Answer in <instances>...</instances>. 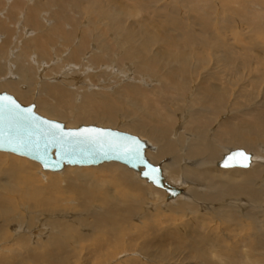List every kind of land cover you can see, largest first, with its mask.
Returning <instances> with one entry per match:
<instances>
[{"label":"bare ground","instance_id":"bare-ground-1","mask_svg":"<svg viewBox=\"0 0 264 264\" xmlns=\"http://www.w3.org/2000/svg\"><path fill=\"white\" fill-rule=\"evenodd\" d=\"M38 1L39 0H35L33 5H30V6L28 5V8L26 11L23 12L22 10L20 12L21 13L20 16L22 15L24 19V20L22 19L23 25H24V22H26V24L30 23L33 29L31 31L28 30L29 32H27V30L25 29L26 34H23L21 32L23 31L24 29L23 28L21 31H19L21 32V34H18V32H15L16 34H18L17 36L14 34V31L13 33H11V25L10 27L8 26L9 22H8L7 28L5 24L0 22V30H5L3 31V35L4 34L10 35V36L5 35V37L9 39L8 43H6L7 41H5L4 39H2L3 41H5L6 44L4 45L2 43L0 44V45H3V48L0 49V59L1 57L4 58L3 55L5 53L4 60L3 59L0 60V92L6 91L14 95V97L20 103L24 105H27V103L29 104V102L35 103L36 112L39 111L44 116L46 115L47 117H50V118L64 120L65 122L68 123L66 125L67 128H72L73 125H76L80 122L89 123L92 121H99L101 123H105V125L107 126L110 124L111 125L116 124L115 122H117L118 116L122 114L121 117H119L120 121L126 120L128 122L130 120L129 123H127L129 125L127 129L134 133H137L138 135L143 136L144 139H147V142L145 141L148 145V148L146 149V157L149 160V162L154 165H159L162 168L163 176L167 183H169L170 185L178 189H182V193L179 196L173 199H168V193L164 189L155 187L151 183H148V181L140 177L138 172L126 166L129 169V171L131 170L136 174L137 178H139L140 180H143L147 185H150V186H146V187L141 186L142 181L138 182L134 180L133 179L134 177L132 178L133 172L131 175V172L125 170L124 169L125 165L121 166L119 165L121 163L115 164L117 162H107L99 166H91V169H89L88 172H85V173L84 171L82 172V170L76 169L77 167L72 168V166L65 167L64 168L65 171L64 170L60 171V172L64 171L62 173L65 178L63 182L65 183L66 188L69 189V191L72 192L73 194V196L69 195L65 198L63 197L64 200L65 201L67 200L70 202L71 201L70 199L74 198L80 201V204L89 203L90 207H86L85 210H90V211H91L90 208H92L93 206L94 208L96 207L95 205L103 207L102 208L103 212H99V213L89 212L88 214L90 216L95 217L96 228L103 229V231H105L107 234L110 233V235L111 234L117 235L120 229V222L125 221L127 218L130 221L132 217L136 216L132 214L133 206H134L133 200L137 194H140L142 192L146 196L149 194L153 195V197H150L152 200L149 199L150 202H147L146 204V207L152 208V210L153 208L154 209L159 208V209L166 210L169 207V205L175 204L176 202V206L183 205V207L180 209L186 215V213H190V212L191 213L198 212L199 214L200 210L197 211L198 209H201V210L204 209V211L205 210L208 211L211 209L210 211H212V209L215 208L214 207L215 205H223L222 207H224V209L214 210L215 214H217L219 218L217 216H213V217L214 218L217 217L218 220L222 219L224 223L225 221H228V220L230 222V219H231L230 217H232V214H233L234 217L236 215V219H238L237 217L243 218V219L245 218L250 221V224L253 222L254 224L253 227H254L255 232L253 230L251 231L254 232L255 234H254V237H251V238H249L250 236L249 235L248 236L249 239L247 238V240H250L252 238L254 239L249 241L248 243V241H244L246 239L244 238L243 240L244 244H242L241 242L240 244L238 241L237 246L238 245L239 246L236 247V244H235V248L231 247L230 245L229 247H231V250L232 248L235 250H234V253L231 251L232 254L228 258L227 261H224L222 259H215L216 257L214 255L210 256V254L202 251V249L199 251V253H196V254H199V256L202 259H204V262H207L209 264H264V253H263L264 252V89L261 94L262 97L250 103L249 107L246 106V108L247 107L248 108L243 110L241 114L238 113V111L234 107H232L233 110H231L232 109L231 108V109H227L224 111L226 99L228 97H227L226 89H224V87H221V85L223 84L225 80V76L230 73H233L234 60L228 53H225L223 55L222 54L223 48L221 47L219 51L221 52V54L215 55L216 58H214L212 65L210 63L209 65L211 66L204 65L203 66L204 72L203 71L198 72L197 78L199 77L201 78L200 82L197 84V86L196 85L194 86V89H193L194 92L192 91L193 96L190 99V101L187 102L188 106L186 105V107L184 108V111H183V107L181 108V111H183V114H184L183 115L184 120H186L188 116H190L189 118L190 126L188 129L183 128L186 131L180 132V130L182 129V126L180 127V125L182 123L179 126L176 125V120H175L176 113L175 114L173 113V106H175L176 108L181 106L180 102L184 98L183 95L187 93L186 91L188 90L187 84H189V82H187V78H188L187 76H190L191 73L195 72V70L191 68L187 58L184 55H181V54L178 55L177 52H181V50L178 51V46L173 48V46L178 45V43L176 42V39H174L173 34L170 31V29L173 32H177L179 30L176 31V28H167V27L164 28L161 26H156L155 25L156 22L154 23L155 26L147 24L146 20L148 18L146 16H145L146 18H144L143 20H136V17L139 15V14L136 15L137 13L136 9H140L141 14L144 13V15H149L151 13L149 11L150 6H147L149 0H130L131 4L130 2L129 3L126 2L124 4L125 1L123 0H89L90 3L92 4V7L95 8L94 14H97L99 18L106 19V21H108V25L104 26L103 25L104 22H103L101 27H99L100 22L97 21L98 19H96V16H94V14H93V17H90V22L88 26L81 25L82 27L81 26L79 27L75 24L76 22L75 18H73V15H71L70 12L68 13V9L72 12V14H75V17H76L75 11H78V8H80V5H81L80 3L82 2V0H49L50 1L49 3H45V2L43 3L42 0H41V3H37ZM191 2H193V0ZM24 3H26V1ZM194 3L195 1L192 4ZM14 4H15L14 9H13L14 6H12L13 4L11 2H10V5L12 7H9V6H8L9 8L7 7L9 9L7 11L8 15L10 13L14 15L15 12L13 11H17L16 12L17 14L19 10L23 7L22 3H20L19 1H17ZM44 5L48 7L54 6V8L52 9L53 11L51 12V14L48 15L50 19L54 17L53 18L54 24L52 22L53 25L49 26V28H46V30L43 32V29H45V26H44V23H42V20H40L39 15L42 10L46 11L45 9H43L46 7ZM1 6H2V3L0 2V10H1ZM162 8H164V5ZM194 9H195V6H194ZM2 10H1L2 12L4 13L6 12V10H4V7L2 8ZM199 10L200 9L198 8L194 12L199 13ZM4 13H0V18H3ZM48 13H49V10H48ZM247 14H249L251 19L253 20H255L254 18L260 16L258 12H249ZM86 15L88 16V21H89V16H90L89 13ZM48 16L46 15L43 18H47ZM142 16L143 15H141V18ZM198 16L200 20L202 18V21L207 22V16L204 15V13L203 14L200 13V15ZM19 18L17 19V21L21 19ZM128 19H133L135 20V22L132 21L133 23H131L130 25L128 24L126 25V21ZM148 21H150V18L148 19ZM202 21L200 25L206 24L205 22L203 23ZM67 24L69 26H67ZM206 26H208V22ZM13 27H14V24H13ZM28 27L31 28L29 25ZM206 28L209 29V27H206ZM8 29H10V31ZM225 34H226V30H225ZM213 39L215 40V38ZM213 39L211 38L210 40H213ZM60 43L63 46H61V49H59L60 51H58L56 48L60 45ZM55 44H56L55 46L56 48H52L53 45ZM250 48H253V47H250ZM50 49H52L51 56H50ZM214 51H217V50H214ZM252 53H253V49H252ZM196 54L198 55V53ZM33 56H36V57L33 58ZM163 57L171 58V61L173 62L172 65L167 67L170 59L163 58ZM59 60L60 61L62 60V63L59 62L61 64L57 65L58 63L56 62H58ZM245 60H246V56H245ZM129 61L131 62L134 61L135 63L133 65H130L127 63ZM3 63L5 64L3 65ZM35 63L38 69L37 70L35 68V71L37 70L38 74L36 72L34 73V70H33L34 68L33 64ZM262 63L264 64V60ZM248 65L249 64L244 62L242 63L241 67H245ZM120 67H124V69L127 72L124 70L125 72L123 74L117 73V69H119ZM55 70H58V71H55ZM122 70L123 68L120 71ZM93 72H95V75L96 73H100V75L96 76V79L94 81H91L89 78L91 76H88V75L92 74ZM145 73L152 74V76H147L145 75ZM237 73L236 75H238ZM6 74H8L9 76L7 75V77H5ZM233 79H234V76H233ZM252 80H255V78ZM189 81L191 82V79H189ZM21 83L23 84L26 83L27 86H22ZM193 84H195V82ZM246 84H250V83H246ZM253 84L255 85V83ZM227 85L225 84L226 88H227ZM260 85H263V84H259V86ZM248 86L246 88H249ZM260 87H263V86H260ZM229 88L232 89L233 87L232 88L229 87ZM256 88L257 87H255V89ZM260 90H259V93H260ZM255 92H258V90L257 91L255 90ZM34 93L36 94L34 95ZM244 94L246 93L244 92ZM234 97L235 95L233 96V100H234ZM233 100L232 101L229 100V101L234 102L235 100L234 101ZM253 105L254 107H257L258 109L256 108L250 109V107ZM226 111H228V115H225V116L222 115ZM230 111H232V113ZM220 115H222V117H220ZM70 119H74L75 123H70L69 122ZM232 146L235 148L233 149L228 148ZM237 149H242L244 151L246 150L245 152L251 155L252 158H251L250 166L246 168H239V167L221 168L219 166V163L223 160L225 155L230 153V151L237 150ZM1 155H0V159L2 158ZM3 155H4L3 156L4 159L6 158L8 159V167L5 170L6 172L0 171V175L2 176V177L0 176V179L5 180L9 178L17 182L19 185H21L20 183L21 178L28 175L26 177V180L28 182H32V183L39 182L38 181L39 178H36L35 176L32 175L33 173L32 168L34 166V161H31L24 157H18V156L8 157V155H11V154L6 153V152H4ZM4 159L2 160L3 163H4ZM168 159H170V161H167ZM35 164H39V163L35 162ZM39 166L42 169L40 164ZM79 168H82V167H79ZM41 171L44 172L43 169ZM45 172H47L46 175H50L47 180V182L50 185L49 187L53 188V190H55L56 192L62 193V189L60 188L61 182L60 180H58L59 178L58 175H56L57 173H60V172H51V171H45ZM182 187H185V188H182ZM0 188H1V184H0ZM35 189L36 191H35V194L32 196V199L35 202L40 203L42 208L44 207L47 211L41 209L42 211L41 215H38V217L36 218L38 222L36 224L33 223L35 224V227L32 225H29L27 227L26 225L23 226L22 222L24 221H22V219H20V215H18L19 220H17L16 217L14 218L15 220L20 221V222H18L19 224L18 223L14 224L11 220V224H14V226H11V229L13 227L12 230L13 232H15L14 233L15 236L18 235L17 234L18 232H21L23 230L26 231V232L24 231L25 232L24 234L26 235L23 234L21 241L25 242V245L27 246L26 250L28 251L29 249L28 253L31 254V256L33 255L32 258L34 260H36V258L38 260V258L44 257L48 264H53V263L56 264L57 262L56 259H58L57 258L58 252L62 251L64 248L66 249L65 247L66 245L63 244V242L66 243V241H63V240H67V244L68 242H70L68 240H73L74 242L78 244V242L80 243V241L84 240L85 238H83L84 235L81 237V234L80 235L77 234L76 228L74 225L54 222V224L51 227L52 229H57L60 235L59 236L52 235L49 237L48 241L46 240L47 242H40L42 241L41 239L47 236L49 231L52 230L49 227L50 225L48 226V224H45L48 221L47 220L45 221L44 216L48 214H52V213L57 215L60 212L59 210H62L60 213L61 215L59 214L60 218L63 217L64 219L68 221L71 219H75L78 213H76V208L71 204H67L66 206H60L61 204L57 205L56 203H59V201L55 200V197H56L55 192H50L49 189L46 190L40 187L38 188L35 187ZM39 196H40V199H37V197ZM2 205L4 206V204L1 203L0 201L1 212L4 209L3 210L4 213H7L8 210L6 209L8 208L2 209ZM77 205L79 207V204ZM33 208H35L36 211L38 209L35 206H33ZM53 208L56 210H54ZM148 209H147V212H149ZM49 210L51 212H49ZM137 210L139 209L137 208ZM246 210H248V212L245 215L243 214L244 216H242L240 212L241 213L244 211L246 212ZM26 211L27 210H25V212ZM29 214H31V211ZM34 214H36V212ZM122 214H123V218L122 220H120V217ZM144 217H145V220L146 218L147 219L151 218L150 220H147L149 222L151 221L155 222L154 218L155 219L157 218V221H158L160 218V214L150 215L149 213ZM206 219L209 220V217L207 216ZM213 220L214 219H212V221ZM26 221L28 223V220ZM194 222L196 223V221ZM75 223L77 224V226L81 225V222H79L78 220L75 221ZM196 224H198V222ZM227 224L225 222V225ZM157 225L155 227L152 223L151 226H154L157 230ZM175 225L179 226L180 224H175ZM181 225L183 226V224ZM187 225H186V228L189 227V225L191 224H187ZM217 225H219V222ZM217 225L215 224V226ZM178 226L176 227L180 228ZM219 226L217 227L219 228ZM209 227H212V224L209 225ZM227 227L230 229V227L232 226L230 227L227 226ZM227 227L225 228L227 229ZM202 229L203 228H201V230ZM229 229H227L228 232H231L229 231ZM198 230L200 232V229ZM209 230L208 232H212L211 230L210 231ZM222 230L224 231V229ZM227 230H226V233L229 234ZM230 230L233 231L234 229H230ZM188 231H190V229ZM188 231H185V234H187ZM191 231H190L189 236L193 235ZM236 231H238L237 233L241 234L239 230L236 229L235 232ZM164 232L165 233L163 236L160 235L162 236V238H165V236L167 237L168 235L169 236L174 235L175 237L176 233H173V232H176V228L173 230V232H170V231H164ZM196 232L198 231L196 230ZM217 234L215 235L217 238L216 237L215 238L219 239L218 238L219 235ZM247 234L245 233L244 234L245 236H242L241 238L246 237ZM147 236L148 235L146 234V239L148 238L147 240H149L150 237H147ZM62 237H65V239H63ZM174 237L172 238L173 239L172 241H174ZM212 237L210 238L212 239ZM30 238L32 239V241L37 239L36 247H30L31 245L28 246V243H29L28 241L30 240ZM152 238L154 239V237ZM162 238L155 237V239L158 241L166 240ZM168 238H169L168 240L171 241L170 237ZM211 239L210 241H212ZM177 240L179 239L177 238ZM32 241H31V244H32ZM146 241L144 242L145 244H146ZM187 241L189 242V240ZM195 241L202 242V240H195ZM179 242L181 241L179 240ZM184 242L186 243L185 240ZM223 242H224L223 244H225V241ZM232 242H234V240ZM232 242H230V244ZM245 242H247V245H245L246 244ZM144 243H143L144 250L145 248H147V246L149 247L151 245L149 244V245L144 246ZM158 244L159 243H157V245ZM178 244H179V247L182 246L180 245V243ZM199 244L201 245V243ZM168 245L170 244L165 245L168 247V249L170 246L172 247V245L170 246ZM202 245H205V244L203 243ZM202 245L201 247H203V250H204L206 247ZM216 245H219V244L216 243ZM240 245L242 246L245 245L244 247L246 249L245 248L243 249V247ZM71 246H69L70 249L73 247ZM103 246L105 247V245ZM221 246L223 245L221 244ZM151 247L153 248L155 246L152 245ZM173 247H175V245ZM179 247H178V250H179ZM187 247H188V243H187ZM194 248H197L196 250H198V247L195 246ZM221 248L223 249L224 247H221ZM65 249L63 250V252H65ZM189 250L191 251L192 248ZM261 251H262V254H261ZM253 252H255L254 255H253ZM171 253H175V252L171 251ZM177 253L182 255L181 254L182 252L181 253L177 252ZM167 254L170 255V253H167ZM183 254H185L184 250H183ZM191 254L193 255V253ZM251 254L252 256H255L254 259L251 258ZM155 255H157V253L154 254L153 256ZM107 256L109 257V255ZM172 256H174V254H172ZM178 256L179 255L177 254V257ZM219 256L223 258L221 254ZM62 257L64 258V256ZM112 258L114 257L112 256ZM200 259H198L199 263L201 262ZM41 260H44V259H41ZM178 261L180 262V260ZM188 261L190 263V260ZM57 264L59 263L57 262Z\"/></svg>","mask_w":264,"mask_h":264},{"label":"rangeland","instance_id":"rangeland-1","mask_svg":"<svg viewBox=\"0 0 264 264\" xmlns=\"http://www.w3.org/2000/svg\"><path fill=\"white\" fill-rule=\"evenodd\" d=\"M0 0V2L2 3V6H1V10L2 8L4 7V10H6V12H2L0 10V13H4V16L3 18H0V22L5 24L6 25V28L10 25H11V33H13L14 31V34L18 36V34H21V32L23 34H26V30L27 32H29L28 30H33L32 27H31V24L24 22V25H23V16L21 15L20 16V12L23 10L26 11L27 8H28V5H33L34 4V1L35 0H23L24 2L26 1V3H24L22 0ZM17 1H19L20 3H22V8L19 10V12L16 14L17 11H13L15 12L14 15H11L9 14L8 15V8L9 7H13V9L15 8V4ZM47 1V2H46ZM125 1L124 4L126 2H130V0H123ZM152 1V2H151ZM162 1V3H161ZM183 1V2H182ZM188 1V2H187ZM192 0H149L148 2V5L147 6H150L149 8V11L152 13H150L149 15H144V13L141 14V10L140 9H136V15H138L136 17V20H143L144 18H150V21H148V19L146 20L147 24H150V25H155L156 26H161V27H164V28H176V31L177 32H173L171 29L170 31L172 32L173 34V37L174 39H176V42L178 43V45H174V47H177L178 46V51L181 50V52H177L178 55H184L188 62H189V65L191 66V68L193 70H195V72L191 73L190 76H187V82H189V84H187V93H185L183 96V100L180 102V105L179 107H177L178 109L173 106V113L175 114L176 113V116H175V120H176V125H180V127L182 126V129L180 130V132L182 131H186L184 130L185 128L188 129L189 128V121H190V116H188V118L186 120H184V114H183V111H184V108L186 107L187 105V102L190 101V99L192 98L193 96V92H194V86L200 82V77L197 78V75H198V72H202L204 70V65H209V63L212 65L213 63V60L215 57V55H218V54H221L220 49L221 47L223 48L222 49V54L224 55L225 53H228L232 59L234 60V64H233V73H230L228 75L225 76V80L223 82V84L221 85V87H224V89H226L227 91V99H226V104H225V107H224V111L227 110V109H231L232 107H234L238 113L241 114V112H243V110L247 109L249 106H250V103L258 100V98L260 99V97H262V92H263V89H264V64L262 63L263 60H264V0H193V2L195 1L194 4H192L193 2H191ZM226 1V2H225ZM9 2V4H8ZM10 2L13 4L12 6L10 5ZM42 2L44 3H49L50 1L49 0H42ZM8 5H7V4ZM37 3H41V0H39ZM63 3V1H62ZM153 3V4H152ZM157 5H156V4ZM160 3V4H158ZM210 3V4H209ZM69 4V3H68ZM80 8H78V11H75L76 13V17H75V14H72V12L68 9V13L70 12L71 15H73V18H75V21L80 23H76L75 21V24L77 26H81V25H89V22H90V17H93V14L95 13V8L92 7V4L90 3L89 0H82V2L80 3ZM131 4V2H130ZM187 4V5H186ZM209 4V5H208ZM4 5V6H3ZM152 5V6H151ZM164 5V8H162ZM167 5V6H166ZM229 5V6H228ZM9 6V7H8ZM46 6V5H44ZM68 6V5H66ZM89 6V7H88ZM194 6H195V9H194ZM198 6V7H197ZM6 7V9H5ZM8 7V8H7ZM46 6L45 9L46 11L42 10V14L40 12V20H42V23H44V26H45V29H43V32L46 30V28H49V26L53 25L54 24V17L50 19V17L48 16L49 14H51V12L53 11L52 9L54 8V6ZM257 7V8H256ZM82 8V9H81ZM85 8V9H83ZM197 10L198 8L200 9L199 10V13H196L193 11ZM211 8V9H210ZM259 8V9H258ZM48 10H49V13H48ZM81 10V11H80ZM84 10V11H83ZM174 10V11H173ZM164 13H163V12ZM45 12V14H44ZM80 12V13H79ZM140 12V13H138ZM162 12V14H161ZM171 14H170V13ZM186 12V13H185ZM241 12V13H240ZM249 12H258L260 14V16L254 18L255 20L251 19V17L249 16ZM48 13V14H46ZM89 13V21H88V16L86 14ZM204 13V15L207 16V22H208V26H206L207 22L206 21H202V18L200 20L199 16ZM206 13V14H205ZM16 14V15H15ZM197 14V15H196ZM3 15V14H2ZM48 16L47 18H43L44 16ZM87 17H86V16ZM92 15V16H91ZM141 15L142 18H141ZM154 15V16H152ZM156 15V16H155ZM242 15V16H241ZM244 15V16H243ZM84 16V17H83ZM94 16H96V19H98L97 21L100 22V26H102L103 22H104V26L108 25V21H106V19H102V18H99V16H97V14H94ZM146 16V17H145ZM150 16V17H149ZM159 16V17H158ZM166 16V17H164ZM239 16V17H238ZM8 17V19H7ZM14 17V18H13ZM21 19H20V18ZM157 19H156V18ZM161 17V18H160ZM181 17V18H180ZM197 17V18H196ZM20 19L17 21V19ZM209 18V20H208ZM23 19V20H22ZM47 19V20H45ZM100 19V20H99ZM156 19V20H155ZM162 19V20H161ZM197 19V20H196ZM5 20V21H4ZM51 20V21H50ZM87 20V22H86ZM154 20V21H153ZM174 20V21H173ZM180 22H178V21ZM182 20V22H181ZM263 20V21H262ZM7 21V22H6ZM22 21V22H21ZM80 21V22H79ZM84 21V22H83ZM135 22V20L133 19H128L126 21V25H130L131 23ZM201 21L206 24H203V25H200ZM8 22H9V25H8ZM53 22V24H52ZM199 22V23H198ZM262 22V23H261ZM17 23V24H16ZM19 23V25H18ZM162 23V24H161ZM177 23V24H176ZM180 23V24H179ZM184 23V24H183ZM191 23V24H190ZM194 26H193V24ZM244 23V24H243ZM13 24H14V27H13ZM16 24V26H15ZM246 24V25H245ZM8 25V26H7ZM21 25V26H20ZM28 25L31 27L29 28ZM154 25V26H155ZM181 25V26H180ZM187 25V26H185ZM190 25V26H189ZM67 26H69L67 24ZM209 27L206 28V27ZM247 26V27H246ZM260 26V27H259ZM16 27V28H15ZM18 27V29H17ZM82 27V26H81ZM193 29H192V28ZM195 27V28H194ZM15 28V29H14ZM24 28V29H23ZM28 28V29H27ZM182 28V29H181ZM217 28V29H216ZM23 29V31H21ZM26 29V30H25ZM199 29V30H198ZM10 31V29H8ZM190 32H189V31ZM225 30H226V34H225ZM230 30V32H229ZM3 31L5 30H0V44L2 43L3 45L8 43L9 42V39L7 37H5V35H9V34H4L3 35ZM21 31V32H19ZM240 31V32H239ZM15 32H18V34H16ZM182 32V33H181ZM193 32V33H192ZM210 37H209V35ZM220 33V34H219ZM194 36H193V35ZM207 34V35H206ZM14 35V36H15ZM183 37H182V36ZM198 35V36H197ZM206 35V36H205ZM219 35V36H218ZM221 35V36H220ZM260 35V36H259ZM10 36V35H9ZM24 36V35H23ZM180 36V37H179ZM185 36V38H184ZM225 36V37H224ZM192 37V38H191ZM196 37V38H195ZM218 37V38H217ZM223 37V38H222ZM195 38V40H194ZM201 38V39H200ZM213 39L215 38V40H210V39ZM220 38V39H219ZM2 39H4L5 41H7L5 43V41H3ZM7 39V40H6ZM199 41H198V40ZM190 42H189V41ZM210 40V41H209ZM188 41V42H187ZM196 41V42H195ZM218 41V42H217ZM4 42V43H3ZM186 42V43H185ZM197 43V44H196ZM210 43V45H209ZM218 43V44H217ZM220 43V44H219ZM3 45H0V49L3 48ZM195 45V46H193ZM260 45V46H259ZM55 45H53L52 48H56ZM60 46V47H59ZM56 49L58 51H60L59 49H61V43ZM190 46V48H189ZM213 46V47H212ZM199 47V48H198ZM250 47H253V48H250ZM188 48V49H187ZM256 48V49H254ZM258 48V49H257ZM211 49V50H210ZM252 49H253V53H252ZM184 50V51H183ZM214 50H217V51H214ZM257 50V51H255ZM183 51V52H182ZM192 53H191V52ZM197 51V52H196ZM199 51V52H198ZM247 51V52H246ZM52 49H50V56L52 55ZM118 52V51H117ZM218 52V53H217ZM244 52V53H242ZM65 53V52H64ZM63 53V54H64ZM198 53V55L196 54ZM252 53V54H251ZM260 53V54H259ZM262 53V54H261ZM245 54V55H244ZM256 54V55H255ZM65 55V54H64ZM63 55V56H64ZM67 55V53H66ZM250 55V57H249ZM204 56V57H203ZM243 56V57H242ZM245 56H246V60H245ZM256 56V58H255ZM262 56V57H261ZM3 57L5 58V53L3 55ZM36 56H33V58H35ZM248 57V59H247ZM4 58L1 57L0 60H4ZM53 58V57H52ZM163 58H167V59H170L169 60V63L167 65V67L171 66L172 65V61H171V58L169 57H163ZM239 58V59H238ZM253 58V59H252ZM263 58V59H262ZM244 59V61H243ZM260 59V60H259ZM193 60V61H192ZM236 60V61H235ZM241 62H240V61ZM258 60V61H257ZM243 61V62H242ZM251 61V62H250ZM261 61V62H259ZM61 62L62 63V60L56 62L58 63L57 65L61 64L59 63ZM201 64H198V63ZM246 62L247 64H249L248 66H245V67H241L242 66V63ZM34 63V62H33ZM128 64L130 65H133L135 62L134 61H129L127 62ZM203 63V64H202ZM258 63V64H257ZM262 63V64H261ZM5 63H3L4 65ZM236 64V65H235ZM241 64V65H240ZM32 65V64H31ZM195 65V66H194ZM209 65V66H211ZM235 65V66H234ZM240 65V67H239ZM259 65V66H258ZM36 66V63L33 64V70H34V73L36 72L38 74V69H37V66ZM166 67V68H167ZM196 67V68H195ZM35 68L37 69L35 71ZM123 68L122 71H120L121 69ZM255 68V69H254ZM120 69V70H119ZM119 69H117V73H120V74H123L126 70L124 69V67H120ZM201 69V70H200ZM235 69V71H234ZM262 69V70H261ZM125 70V71H124ZM199 70V71H198ZM244 70V71H243ZM248 70V71H247ZM261 70V72H260ZM55 71H58V70H55ZM238 71V73H237ZM127 72V71H126ZM204 72V71H203ZM195 73V74H194ZM197 73V74H196ZM236 73L238 75H236ZM235 74V75H234ZM8 74L5 75V77H7ZM100 75V73H96L95 75V72H93L92 74H89L88 76H91L89 77L91 81H94L96 79V76ZM145 75L147 76H152V74H148V73H145ZM195 75V76H194ZM242 75V76H241ZM246 75V76H245ZM255 75V76H254ZM9 76V75H8ZM37 76V75H36ZM233 76H234V80L233 79ZM241 76V77H240ZM244 76V77H243ZM263 78H262V77ZM195 78V79H194ZM197 78V80H196ZM245 78V79H244ZM251 78V79H250ZM255 80H252L254 79ZM189 79H191V82L189 81ZM194 79V80H193ZM249 79V80H248ZM233 80V81H232ZM242 80V81H241ZM247 80V81H246ZM195 84H193L194 82ZM244 81V82H243ZM252 81V82H251ZM227 82V83H226ZM259 82V83H258ZM35 83V82H34ZM244 83V84H243ZM246 83H250V84H246ZM255 83V85L253 84ZM257 83V84H256ZM22 86H27V84H23L21 83ZM225 84H229L227 85V88L225 86ZM244 87H243V85ZM259 84H263V85H260V86H263V87H260ZM192 85V86H191ZM234 85V86H232ZM236 85V86H235ZM249 85V86H248ZM239 86V87H238ZM249 87V88H246V87ZM252 86V87H251ZM190 89H189V88ZM229 87H233L232 89H230ZM243 87V88H242ZM255 87H257L255 89ZM36 88V87H35ZM34 88V89H35ZM246 88V89H245ZM261 88V90H260ZM230 91H229V90ZM240 90V91H239ZM255 90L258 92H255ZM259 90H260V93H259ZM193 91V92H192ZM236 91V92H235ZM243 93H242V92ZM3 92V91H1ZM35 92V91H34ZM235 92V94H234ZM244 92L246 94H244ZM248 92V93H247ZM253 92V93H252ZM252 93V94H250ZM259 93V94H258ZM36 93H34L35 95ZM189 94V95H188ZM229 94V95H228ZM235 95L234 97V100H233V96ZM249 96H248V95ZM12 95V94H11ZM14 96V95H13ZM259 96V97H258ZM189 97V99H188ZM234 102H230L232 101L231 98ZM239 97V98H238ZM228 100V101H227ZM230 100V101H229ZM241 100V102H240ZM246 101V102H245ZM238 102V103H237ZM33 103V102H32ZM234 103V104H232ZM237 103V104H236ZM244 103V104H243ZM29 104H31V102H29ZM27 103V105H29ZM35 104V103H34ZM231 104V105H230ZM236 104V105H235ZM233 105V106H232ZM235 105V106H234ZM245 105V106H244ZM188 106V105H187ZM246 106H248L246 108ZM183 107V111H181V108ZM251 108H256L258 109L257 107H254L251 106ZM177 111H176V110ZM233 110V108L231 109ZM176 111V112H175ZM40 115L44 116L41 112L37 111ZM232 113V111H230ZM234 112V111H233ZM230 114V113H229ZM122 115V114H121ZM121 115L118 116L117 118V122H115L116 124H110V125H105V123H101L99 121H92V122H89V123H85V122H80L76 125H73L72 128H77L78 126L80 125H97V126H101V127H106V128H112V129H118V130H121V131H125V132H128V133H131V134H134V135H137L138 137H140L142 140L146 141L147 142V139H144L143 136L141 135H138L137 133H134L130 130L127 129V127H129V125L127 123H129V121L127 122L126 120H122L120 121L119 117H121ZM222 115H228V111H226L225 113H223ZM222 115H220V117H222ZM44 117H47L46 115ZM179 117V118H178ZM184 120H182L181 119ZM49 119H52V120H57L62 123H64L65 125H67L68 123L65 122L64 120L62 119H54V118H50V117H47ZM180 119V120H179ZM189 119V120H188ZM183 122H182V121ZM75 120L74 119H70L69 122L70 123H75L74 122ZM178 121V123H177ZM180 121V123H179ZM105 125V126H104ZM115 125V126H113ZM185 125V126H184ZM184 128V129H183ZM173 138V137H172ZM230 149H233L235 147H228ZM246 151V150H245ZM223 152V151H222ZM253 153V152H252ZM251 153V154H252ZM2 154V155H1ZM4 152H0V155H1V159H0V171L2 172H6L5 170L7 169L8 167V159H4ZM9 156H16L17 155H8ZM221 156V155H220ZM20 157V156H18ZM4 159V163L2 162V160ZM27 159V158H26ZM167 161H170V159H168ZM115 164H119V163H115ZM121 166H124L122 164H119ZM37 167V168H36ZM74 168V167H72ZM40 169V170H39ZM67 169V168H66ZM76 169L78 170H82V172L84 171L85 172H88L89 169H91V167H82V168H79L77 167ZM124 169L129 171V169L124 166ZM42 169L40 168L39 164H35L34 162V166L32 168V175L35 176L36 178H39L38 181L39 182H35V183H32V182H28L26 180V176H24L23 178H21L20 180V183L21 185H19L17 182H15L14 180H11L9 178L3 180V179H0V184H1V188H0V201L1 203L4 204V206L2 205V209L3 208H8L6 210H8L7 213H4V209L0 210V264H48L45 260V258L41 257V258H36V260H34L32 257L33 255L31 256V254H29V249L28 251L26 250L27 246L25 245V242L24 241H21V238L23 236V234L26 232L25 230L21 231V232H18L15 236V232H13V227L11 229V226H14V224L20 222V221H17L19 220L18 218V215H20V219H22V222L23 226L26 225L29 226V225H32L35 227V224L38 222V220L36 219L38 217V215H41V209L42 210H45L47 211L44 207L42 208V206L40 205V203H37L35 202L33 199H32V196L35 194V187L38 188H44V189H49L50 185L49 183L47 182L48 178L50 175H46L47 172H43L41 171ZM65 171V170H64ZM63 171V172H64ZM31 172V171H29ZM40 172V173H39ZM63 172H60V173H57L56 175H58V180H60V188L62 189V193H59V192H56L55 190H53V188H50L49 191L50 192H55L56 194V197H55V200L59 201V203H56L57 205H60V206H66L67 204H71L73 205L75 208H76V213L77 216L75 219H71V220H66L64 219L63 217L60 218L59 214L61 213L62 210H59L57 212H59L57 215L55 214H48V215H45L44 218H45V221L47 220L48 222H46L45 224H48V226L52 229V225L54 224V222H60V223H65V224H72L75 226L76 228V232L77 234H81V237L83 236V238H85L84 240L80 241V243L78 242V244L76 242H74L73 240H68L70 242H68L67 244V240H63V241H66L63 242L64 245H66V249H65V252L60 251L58 252L57 254V262L59 264H198L199 263V260L201 257L199 256V254H196V253H199V251L202 249V251L210 254V256L214 255L216 258L215 259H222L224 261H227L228 258L231 256L232 252L234 253V250L232 248L231 250V247H234L235 248V244H236V247L237 246V242L239 241V243L241 242L242 244H244V241H251L253 240L254 238L250 239V240H247L248 236L249 238L251 237H254V224L253 222L250 224V221L247 220V219H243V218H239L237 217L238 219H236V215L234 217V215L232 214V217H230V222L229 220L228 221H225L227 225H225V222L223 223V220H218L217 219V214H215V209L216 210H219V209H224V207H222L223 205H215L212 209V211L210 210H205L204 209H196L197 211H199V214L198 212H190V213H186V215L183 213V211L180 209L183 207V205H177L176 206V202L175 204H172V205H169V207L165 210V209H159V208H156L152 210V208H147L146 207V204L147 202H150V200H152L150 197H153L152 194H149V195H145L143 192L140 193V194H137L136 197L134 198L133 200V211H132V214L136 215L135 217H130V221L128 220V218L125 220V221H122L120 222V229H119V232L117 233V235L115 234H111L110 233H106L105 231H103V229H99V228H96V224H95V217L93 216H90L88 213H99V212H103L101 206H97L95 205L96 207L94 208V206L90 210H85L86 207H90V204L89 203H81L80 204V201H78L77 199H70L71 201H65L64 198L67 197V196H73L72 192L69 191V189L66 188V185L65 183L63 182L64 181V175L62 174ZM131 172V175H132V172L133 171H129ZM83 173V174H84ZM82 174V175H83ZM40 175V176H39ZM1 176V175H0ZM38 176V177H37ZM2 177V176H1ZM134 177V178H133ZM132 178L138 182H141L142 181V185L143 187H146V186H150V185H147L143 180H140L139 178H137L136 174L133 172V176ZM138 179V180H137ZM144 182V183H143ZM36 185V186H35ZM47 185V186H46ZM152 187V186H151ZM182 188H185V187H182ZM65 193H64V192ZM68 194H67V193ZM70 192V193H69ZM59 193V194H58ZM24 194V195H23ZM142 194V195H141ZM9 195V196H8ZM140 195V196H139ZM165 195V193H164ZM3 196V198H2ZM5 197V198H4ZM64 197V198H63ZM47 198V196H46ZM144 198V199H143ZM4 199V200H3ZM6 199V200H5ZM37 199H40V196L37 197ZM150 199V200H149ZM54 200V201H55ZM61 200V201H60ZM149 200V201H148ZM5 201V202H4ZM64 201V202H63ZM142 201V202H141ZM182 201V200H180ZM146 202V203H145ZM164 202V200H163ZM179 202V201H177ZM11 203V204H9ZM51 203V202H50ZM29 204V205H28ZM79 204V207L78 205ZM145 204V205H143ZM6 205V206H5ZM140 210H137V208ZM33 206H35L37 209V211L35 210V208H33ZM218 206V207H217ZM221 206V207H220ZM28 207V208H27ZM217 207V208H216ZM1 209V208H0ZM54 209V208H53ZM52 209V210H53ZM94 209V210H93ZM98 209V210H97ZM147 209L149 210V212H147ZM151 209V210H150ZM159 209V211H158ZM25 210H27L25 212ZM56 210V209H54ZM84 210V211H83ZM137 210V211H136ZM31 211V214H29ZM86 211V212H85ZM135 211V213H134ZM10 212V213H9ZM36 212V214H34ZM49 212H51L49 210ZM152 212V213H151ZM209 212V213H208ZM248 212V210H246V212H240V214L242 216H244L246 213ZM33 213V214H32ZM150 215H153V214H160V218L159 220L157 221V218L154 221H147V220H150L151 218H146L145 220V217L147 214ZM178 213V214H177ZM202 213V214H201ZM212 213V214H211ZM193 214V215H191ZM209 214V215H208ZM239 214V213H238ZM244 214V215H243ZM5 215V216H4ZM17 215V216H16ZM61 215V214H60ZM204 215V216H203ZM22 216V218H21ZM24 216V218H23ZM95 216V215H94ZM193 216V217H192ZM207 216L209 217V220L206 219ZM213 216H217L215 218ZM241 216V217H242ZM17 218V220H15V218ZM56 217V218H55ZM142 217V218H141ZM194 219H192V218ZM196 217V219H195ZM206 217V218H205ZM28 218V219H27ZM123 218V214L121 215L120 217V220H122ZM207 220H205V219ZM211 218V219H210ZM219 218V217H218ZM55 219V220H54ZM139 219V220H138ZM212 219H214L212 221ZM235 219V220H233ZM11 220L14 224H11ZM28 220V223L27 221ZM52 222H51V221ZM79 221L81 222V225H78L75 223V221ZM135 220V222H134ZM193 220V221H192ZM219 222V225L218 222ZM243 220V221H242ZM32 223H31V222ZM43 221V220H41ZM43 221V222H45ZM50 221V222H49ZM166 221V222H165ZM168 221V222H167ZM194 221H196V223L198 222V224H196ZM203 221V222H202ZM209 221V222H208ZM235 221V222H234ZM26 222V223H25ZM42 222V223H43ZM127 222V223H125ZM172 222V223H171ZM242 224H241V223ZM35 223V224H33ZM144 223V224H143ZM153 223V225L156 227L157 225V230L154 226H151ZM19 224V223H18ZM28 224V225H27ZM156 224V225H155ZM175 224H183L182 228L181 226L179 225H175ZM187 224H191L189 225V227L186 228V225ZM196 224V225H195ZM212 224V227H209V225ZM215 224L217 226H219V228L217 226H215ZM124 225V227H123ZM129 225V226H128ZM150 225V226H149ZM160 225V226H159ZM175 225V227H174ZM198 225V226H197ZM203 225V226H202ZM225 225V226H224ZM250 225V226H249ZM10 226V228H9ZM122 226V227H121ZM139 226V227H138ZM173 226V227H171ZM176 226L180 227V228H177ZM188 226V225H187ZM214 226V227H213ZM227 226H232L230 227V229H234L233 231L230 230ZM245 226V227H244ZM8 227V228H7ZM137 227V228H136ZM154 227V228H153ZM197 227V228H196ZM200 227V228H198ZM206 227V228H205ZM224 229V231L221 229ZM227 227V229H229V231L231 232H228V230L225 228ZM159 228V229H158ZM170 228V230H169ZM173 228V229H172ZM176 228V232H173V230ZM195 228L198 232H196ZM201 228H203L201 230ZM215 228V229H214ZM249 228V229H248ZM253 228V229H251ZM256 228V227H255ZM72 229V228H71ZM138 229V230H137ZM172 229V230H171ZM190 229H192L191 233H193V235L189 236L190 235V231H188ZM200 229V232L199 230ZM207 229V230H205ZM211 230L212 232H208V230ZM239 230V233H237L238 231L235 232V230ZM244 229V230H243ZM53 230V231H52ZM49 231L48 235L45 236L43 239H41L42 241L40 242H47L49 240V237L52 236V235H55V236H59V232L57 229H52ZM87 230V231H86ZM156 230V231H155ZM159 230V231H158ZM163 230V231H162ZM180 230V231H179ZM182 230V231H181ZM188 231L187 234H185V231ZM209 230V231H210ZM219 230V231H218ZM221 230V231H220ZM226 230L229 234L226 233ZM251 230H253L254 232H252ZM25 231V232H24ZM153 231V232H151ZM156 233H155V232ZM164 231H170V232H173V233H176L175 237L174 235H168L167 237L165 236V238H162V236L164 235ZM215 231V232H214ZM247 231V232H246ZM104 232V233H103ZM148 232V233H146ZM151 232V233H149ZM178 232V233H177ZM183 232V233H181ZM218 234H217V233ZM249 232V233H248ZM251 232V233H250ZM162 233V234H161ZM180 233V234H179ZM196 233V235H195ZM210 235H209V234ZM219 235V239H216L217 237L215 236L216 234ZM231 233V234H230ZM247 234L246 237H243L241 238L242 236H245L244 234ZM146 234L148 235L147 237H150L149 240L146 239ZM156 234V235H155ZM158 234V235H157ZM179 234V235H178ZM208 234V235H207ZM213 237H212V235ZM222 234V235H221ZM228 236H227V235ZM232 234H236L235 236L232 235ZM239 234V235H237ZM26 235V234H24ZM129 235V236H128ZM145 235V236H144ZM153 235V236H152ZM162 235V236H160ZM178 235V236H177ZM184 235V236H183ZM195 235V236H194ZM198 235V237H197ZM201 235V237H200ZM230 237L234 240V242H232L233 240L229 237ZM107 236V237H106ZM183 236V237H181ZM190 238H189V237ZM194 236V237H192ZM203 236V237H202ZM239 238H238V237ZM28 237V235H27ZM131 237V238H129ZM152 237H157V238H162V239H166L165 241H158L156 242ZM168 237H170V240L169 241ZM174 237V241H172ZM181 241L179 242V240H177V238ZM212 237V239L210 238ZM216 237V238H215ZM238 239H237V238ZM63 239H65V237H62ZM108 238V239H107ZM141 238V239H140ZM197 238V239H196ZM204 238V239H203ZM209 238V239H208ZM236 238V240H235ZM241 238V239H240ZM244 238H246L244 240ZM248 238V239H249ZM110 239V240H109ZM137 239V240H136ZM202 240L201 241H195V240ZM206 239V240H205ZM210 239L212 241H210ZM222 239V240H221ZM226 239V240H225ZM240 239V240H239ZM37 240V239H36ZM36 240L32 241V239L30 238V240L28 241V246L31 245L30 247H36ZM47 240V241H46ZM102 242H101V241ZM150 241L149 244H151L149 247L147 246V248H145V250L143 249V243L145 241ZM168 240V241H167ZM184 240L186 241V243L184 242ZM189 240V242L187 241ZM230 240V241H229ZM244 240V241H243ZM31 241H32V244H31ZM72 241V242H71ZM116 241V242H115ZM146 241V244L144 243V246L146 245H149L148 242ZM167 241V242H166ZM178 241V242H177ZM195 241V242H194ZM209 241V242H208ZM225 241V244L227 242V244H223ZM6 242V243H5ZM75 244H74V243ZM110 242V243H109ZM176 242V243H174ZM184 242V243H182ZM215 244H214V243ZM230 242H232L230 244ZM236 242V243H235ZM21 243V244H20ZM24 243V245H23ZM71 243V244H70ZM73 243V245H72ZM86 243V244H85ZM157 243H159L157 245ZM174 243V244H173ZM182 245L179 247V244ZM187 243H188V247L189 249L192 248V250L190 251L187 247ZM201 243V245L204 243L205 245H202V246H205L204 250H203V247H201V245L199 244ZM209 243V244H208ZM219 244V245H216ZM238 243V244H239ZM240 243V244H241ZM247 245V242H245ZM19 244V245H18ZM77 244V245H76ZM98 244V245H97ZM108 244V245H107ZM166 244H170L172 245V247L175 245V247H168L165 246ZM186 249L185 248V246ZM196 244V245H195ZM199 244V245H198ZM213 244V245H211ZM221 244L223 246H221ZM68 245V246H67ZM73 247H72V246ZM105 245V247L103 246ZM114 245V246H113ZM152 245H154L155 247H151ZM231 245V247H229ZM245 245H240L243 247V249L245 248L244 246ZM16 246V247H15ZM21 246V247H19ZM25 246V247H24ZM69 246H71L72 248L70 249ZM84 246V247H83ZM198 247V250H196L197 248H194V247ZM216 246V247H215ZM23 247V249H22ZM29 247V248H30ZM91 247V248H90ZM116 247V249H115ZM178 247H179V250H178ZM218 247V248H217ZM221 247H226L224 250L221 248ZM241 247V248H242ZM167 248V249H165ZM177 248V249H176ZM182 248V249H180ZM211 250H209V249ZM222 250H221V249ZM69 249V250H68ZM143 249V250H142ZM158 249V250H157ZM162 249V250H161ZM165 249V250H163ZM195 249V250H194ZM207 249V250H206ZM214 249V251H213ZM215 249H219L218 251L215 250ZM230 249V250H229ZM241 249V250H243ZM246 249V248H245ZM113 250V251H112ZM137 250V251H136ZM154 250V251H153ZM169 250V251H168ZM178 250V251H177ZM182 250V251H181ZM183 250H184V253L183 254ZM67 251V252H66ZM155 253H153V252ZM172 252H175V253H171ZM232 251V252H231ZM19 252V253H18ZM143 252V253H142ZM151 252V253H150ZM170 253L167 254V253ZM177 252H182L180 255L179 253ZM212 252V253H211ZM258 252V251H257ZM26 253V254H25ZM63 253V254H62ZM66 253V254H65ZM106 253V254H104ZM121 253V254H120ZM149 253V254H148ZM155 256H153L154 254H156ZM187 253V254H186ZM190 253V254H188ZM193 253V255L191 254ZM214 253V254H213ZM218 253V255H217ZM255 252H253V255H254ZM264 253V252H263ZM152 254V255H151ZM172 254H174V256H172ZM177 254L179 255L177 257ZM222 255L223 258L219 255ZM261 254H262V251H261ZM109 255V257L107 256ZM149 255V256H148ZM151 255V257H150ZM165 255V256H164ZM169 255V256H168ZM186 255V256H185ZM192 255V256H191ZM11 256V258H10ZM13 256V257H12ZM64 256V258L62 257ZM112 256L114 258H112ZM183 256V257H181ZM194 256V257H193ZM209 256V257H210ZM61 257V258H60ZM108 257V258H107ZM116 257V258H115ZM189 257V258H188ZM193 257V258H192ZM208 257V258H209ZM255 256H252L251 254V258L254 259ZM66 258V259H65ZM107 258V259H106ZM111 258V259H109ZM142 258V259H141ZM188 258V259H187ZM192 258V260H191ZM207 258V259H208ZM41 259H44V260H41ZM101 259V260H100ZM109 259V260H108ZM133 259V260H132ZM184 259V260H183ZM186 259V260H185ZM202 259V258H201ZM200 259V263L201 264H209L207 262H204V259L201 260ZM226 259V260H225ZM32 260V261H31ZM66 260V261H65ZM74 260V262H73ZM160 260V261H159ZM180 260V262L178 261ZM190 260V263L189 261ZM8 261V262H7ZM40 261V262H39ZM104 261V262H103ZM106 261V262H105ZM139 261V262H138ZM198 261V262H197ZM206 261V259H205ZM56 262V264H57ZM61 262V263H60ZM124 262V263H123ZM178 262V263H177ZM199 263V264H200ZM55 264V263H53Z\"/></svg>","mask_w":264,"mask_h":264},{"label":"water","instance_id":"water-1","mask_svg":"<svg viewBox=\"0 0 264 264\" xmlns=\"http://www.w3.org/2000/svg\"><path fill=\"white\" fill-rule=\"evenodd\" d=\"M0 101V107L4 109L3 121L0 123V152L27 158L39 163L44 171L51 172H60L68 166L91 167L117 162L138 172L142 179L153 186L164 189L168 193V199L176 198L182 193V189L165 181L159 165L149 162L146 157L148 145L137 135L97 125L67 128L62 122L39 115L34 103L24 105L6 91L0 92ZM10 105L18 106L19 119H13L10 115ZM51 125L59 126L62 133H76L75 137L69 138L70 143L65 145L70 151L66 152L63 147L53 143L52 137L45 136L40 131ZM137 148L139 156L134 152ZM240 153L247 152L242 149L230 151L219 166L246 168L240 166L246 162Z\"/></svg>","mask_w":264,"mask_h":264},{"label":"snow or ice","instance_id":"snow-or-ice-1","mask_svg":"<svg viewBox=\"0 0 264 264\" xmlns=\"http://www.w3.org/2000/svg\"><path fill=\"white\" fill-rule=\"evenodd\" d=\"M0 104H2V101H0ZM18 106L16 105H10L9 106V113L12 116L13 119H19V115L17 112ZM3 115H4V109L0 107V123L3 121ZM45 136H50L53 138V143H55L59 147H63L64 150L70 151V148L65 147L66 144L70 143L69 138L75 137L76 133H62V131L59 129V126L51 125L46 130L41 129L40 130ZM83 136V134H81ZM13 151H16V149H13ZM133 150H130V152ZM135 155L139 156V149L134 150ZM241 158L246 161L245 163L241 164L242 167H249L251 163V157L247 153H240L239 154ZM229 166V165H226Z\"/></svg>","mask_w":264,"mask_h":264}]
</instances>
